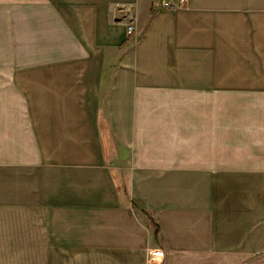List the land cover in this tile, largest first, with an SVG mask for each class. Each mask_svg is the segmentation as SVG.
Returning <instances> with one entry per match:
<instances>
[{
  "label": "crops",
  "instance_id": "0c3cea01",
  "mask_svg": "<svg viewBox=\"0 0 264 264\" xmlns=\"http://www.w3.org/2000/svg\"><path fill=\"white\" fill-rule=\"evenodd\" d=\"M167 1L0 0V254L264 264V0Z\"/></svg>",
  "mask_w": 264,
  "mask_h": 264
},
{
  "label": "rangeland",
  "instance_id": "374dc122",
  "mask_svg": "<svg viewBox=\"0 0 264 264\" xmlns=\"http://www.w3.org/2000/svg\"><path fill=\"white\" fill-rule=\"evenodd\" d=\"M263 254V253H262ZM39 255L42 256V259L44 257V254H34V253H8V254H0V260L1 257H3V260H6L9 262V264H34L35 258L39 257ZM63 253H57L56 258L58 261L63 260ZM261 254L254 253L249 256V259H254L255 257L259 256ZM7 256V257H6ZM41 259V260H42Z\"/></svg>",
  "mask_w": 264,
  "mask_h": 264
},
{
  "label": "built area",
  "instance_id": "2783aa9c",
  "mask_svg": "<svg viewBox=\"0 0 264 264\" xmlns=\"http://www.w3.org/2000/svg\"><path fill=\"white\" fill-rule=\"evenodd\" d=\"M165 6L166 7H169V8H179V7H184V6H187V0H177V1H173V0H169L165 3ZM134 27L132 25H128L127 26V33L129 35L133 34L134 33Z\"/></svg>",
  "mask_w": 264,
  "mask_h": 264
},
{
  "label": "trees",
  "instance_id": "16d2710c",
  "mask_svg": "<svg viewBox=\"0 0 264 264\" xmlns=\"http://www.w3.org/2000/svg\"><path fill=\"white\" fill-rule=\"evenodd\" d=\"M135 206V205H134ZM149 220H151L153 222V224L156 226V229H158V225L154 222V220L151 217H148Z\"/></svg>",
  "mask_w": 264,
  "mask_h": 264
}]
</instances>
